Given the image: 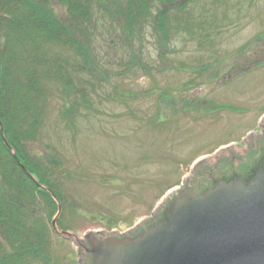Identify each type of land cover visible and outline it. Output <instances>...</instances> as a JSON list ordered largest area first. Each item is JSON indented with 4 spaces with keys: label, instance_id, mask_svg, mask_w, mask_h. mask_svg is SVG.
I'll return each mask as SVG.
<instances>
[{
    "label": "rangeland",
    "instance_id": "374dc122",
    "mask_svg": "<svg viewBox=\"0 0 264 264\" xmlns=\"http://www.w3.org/2000/svg\"><path fill=\"white\" fill-rule=\"evenodd\" d=\"M106 2L105 10L94 5L83 26L98 77H77L76 94L66 99L50 84L30 144L31 154L57 159L50 175L64 200L57 225L81 238L149 217L196 159L240 143L264 114V0H189L177 10L179 28L161 43L152 22L127 41ZM48 7L67 22L62 3ZM74 97L69 126L63 111ZM39 207L50 233L45 257L34 264H77L72 241L51 228L57 207L44 200Z\"/></svg>",
    "mask_w": 264,
    "mask_h": 264
},
{
    "label": "trees",
    "instance_id": "16d2710c",
    "mask_svg": "<svg viewBox=\"0 0 264 264\" xmlns=\"http://www.w3.org/2000/svg\"><path fill=\"white\" fill-rule=\"evenodd\" d=\"M54 1L66 7L67 22L48 7ZM96 3L107 9L106 0H0V264H34L45 257L50 230L39 204L44 200L52 209L56 206L47 189L64 208L50 178L57 159L31 154L30 144L42 128L53 93L50 84L66 99L76 94L77 77L99 75L83 27L91 21ZM188 3L112 0L111 4L127 41L152 22L161 43L174 27L179 28L184 16L177 10ZM172 9L174 23L169 20ZM77 103L72 98L63 111L69 126ZM46 214L49 219L50 212Z\"/></svg>",
    "mask_w": 264,
    "mask_h": 264
},
{
    "label": "water",
    "instance_id": "95a60500",
    "mask_svg": "<svg viewBox=\"0 0 264 264\" xmlns=\"http://www.w3.org/2000/svg\"><path fill=\"white\" fill-rule=\"evenodd\" d=\"M258 127L264 132V115ZM258 127L243 139L250 140L245 156L240 142L199 158L181 187L123 232L101 229L81 238L61 229V202L41 186L57 207L51 228L72 241L77 264H264V133L254 135ZM214 155L221 156L216 163Z\"/></svg>",
    "mask_w": 264,
    "mask_h": 264
},
{
    "label": "flooded vegetation",
    "instance_id": "af4514ba",
    "mask_svg": "<svg viewBox=\"0 0 264 264\" xmlns=\"http://www.w3.org/2000/svg\"><path fill=\"white\" fill-rule=\"evenodd\" d=\"M258 129H259L258 132H255V133H253V134L256 135L257 137H261V136L263 135L264 132H263L260 128H258ZM241 143H242L241 149H243L244 152H242V153H240V154H241L242 156H245V153L248 152V151H249V148H250V146H249V144H250V140L248 139L246 143H245L243 140H241ZM245 151H246V152H245ZM219 157H221V156L215 157V155H214L213 157H211V158H212V162H213V163H216V162L218 161ZM224 157H229V154H228V155H225ZM188 175H193V174H192V172L190 171V173H189ZM183 183H184V180L181 182V184H180L178 187H181V185H182ZM150 216H151V215H150Z\"/></svg>",
    "mask_w": 264,
    "mask_h": 264
}]
</instances>
